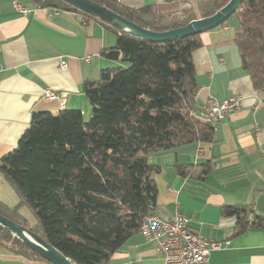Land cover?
I'll list each match as a JSON object with an SVG mask.
<instances>
[{
  "label": "trees",
  "instance_id": "1",
  "mask_svg": "<svg viewBox=\"0 0 264 264\" xmlns=\"http://www.w3.org/2000/svg\"><path fill=\"white\" fill-rule=\"evenodd\" d=\"M38 8L71 11L117 34L105 55L118 67L84 85L92 113L80 110L34 115L16 150L0 161V173L20 198L15 207L0 203V213L54 246L74 264H108L157 208L154 154L184 146H208L212 124L191 117L197 89L193 53L200 35L153 43L127 35L62 0H30ZM156 32L209 17L230 0H200L187 9L174 0L131 9L117 0H91ZM234 40L243 69L256 90L264 89V0H244L233 15ZM179 176L204 180L214 164L178 165ZM22 208L37 222L30 224ZM246 206L224 207L236 217L237 232L264 228L263 217L248 220ZM0 244L12 252L46 260L0 227ZM51 264V263H49Z\"/></svg>",
  "mask_w": 264,
  "mask_h": 264
},
{
  "label": "crops",
  "instance_id": "2",
  "mask_svg": "<svg viewBox=\"0 0 264 264\" xmlns=\"http://www.w3.org/2000/svg\"><path fill=\"white\" fill-rule=\"evenodd\" d=\"M131 9L163 5L167 0H117ZM200 0H174L180 8ZM28 9L23 14L14 7ZM239 21L232 16L224 25L200 35L193 53L197 89L195 111L202 113L209 99L243 98L238 113L212 124L208 146L194 144L150 157L160 167L154 214L170 220L179 207L188 226L201 239L217 243L209 264H264V228L237 232L236 217L224 207L246 206L248 220L264 219V89L256 90L234 40ZM117 34L95 20L71 11L42 9L30 0H0V161L17 149L34 115H57L80 110L88 121L92 108L84 85L98 81L105 70L118 67L105 55L114 49ZM65 61L67 67L61 68ZM59 94L46 100L44 91ZM214 164L202 181L181 177L178 165ZM20 198L0 173V203L15 207ZM26 217V216H25ZM0 264H49L19 255L0 244ZM108 264H164L154 243L135 234Z\"/></svg>",
  "mask_w": 264,
  "mask_h": 264
},
{
  "label": "built area",
  "instance_id": "3",
  "mask_svg": "<svg viewBox=\"0 0 264 264\" xmlns=\"http://www.w3.org/2000/svg\"><path fill=\"white\" fill-rule=\"evenodd\" d=\"M14 7L23 14L29 12L19 2H14ZM60 66L65 69L66 62L62 61ZM43 97L46 100H57L59 94L47 89ZM242 107L243 98L240 96L225 101L209 99L202 113L193 110L190 115L204 123L215 124L238 113ZM177 208L170 220H163L154 213L145 217L140 227L141 235L149 243L156 244L164 264H209L211 252L219 249L220 245L205 241L190 230L186 217Z\"/></svg>",
  "mask_w": 264,
  "mask_h": 264
},
{
  "label": "water",
  "instance_id": "4",
  "mask_svg": "<svg viewBox=\"0 0 264 264\" xmlns=\"http://www.w3.org/2000/svg\"><path fill=\"white\" fill-rule=\"evenodd\" d=\"M97 20L140 40L165 43L177 39L200 35L224 25L240 8L244 0H230L215 14L193 20L186 26L164 32L143 28L127 20L111 9L91 0H62ZM0 227L9 232L29 250L51 264H74L50 243L0 213Z\"/></svg>",
  "mask_w": 264,
  "mask_h": 264
},
{
  "label": "rangeland",
  "instance_id": "5",
  "mask_svg": "<svg viewBox=\"0 0 264 264\" xmlns=\"http://www.w3.org/2000/svg\"><path fill=\"white\" fill-rule=\"evenodd\" d=\"M189 7L190 6H187L185 8H181L180 10L187 9ZM21 212H22V214L24 216H26V218H27V220L29 221L30 224L33 225V224H35L37 222L36 217H35L34 213L31 210H29L27 208H22Z\"/></svg>",
  "mask_w": 264,
  "mask_h": 264
}]
</instances>
